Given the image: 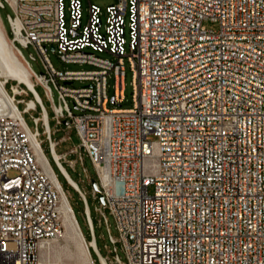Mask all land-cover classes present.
I'll return each instance as SVG.
<instances>
[{"label":"built area","instance_id":"obj_1","mask_svg":"<svg viewBox=\"0 0 264 264\" xmlns=\"http://www.w3.org/2000/svg\"><path fill=\"white\" fill-rule=\"evenodd\" d=\"M82 1L0 0V14L6 5L12 11L11 35L5 29L31 81L10 77L3 84L0 264H81L40 254L43 242L61 240L66 229L59 184L70 202L42 133L86 205L90 241L73 210L88 250L84 264H264V0H119L105 17L90 4L86 24ZM49 44L63 61L92 68H55ZM30 45L44 63L40 75L22 53ZM126 59L133 73L129 108L122 106ZM36 84L44 87L57 124L69 121L77 130L81 142L70 152L82 162L85 152L95 164L104 207L120 231L118 238L110 234L113 256L97 246L86 192L70 182L63 165L68 152H56L59 142ZM110 101L119 106L108 107Z\"/></svg>","mask_w":264,"mask_h":264},{"label":"rangeland","instance_id":"obj_2","mask_svg":"<svg viewBox=\"0 0 264 264\" xmlns=\"http://www.w3.org/2000/svg\"><path fill=\"white\" fill-rule=\"evenodd\" d=\"M118 2L119 0H83L82 1L83 23L86 24L88 22L90 4H95L98 7H100V10L102 11V16L105 17L107 7L111 4H117ZM10 13H12V11L10 7L6 5L5 8L1 9V14H0L5 24V28L7 29V32L9 35H11L10 24L8 21V14ZM205 24L209 28L216 27V25H214L211 22H205ZM21 49H22V53L24 57L30 62L31 67L37 74L40 75L42 72H45V66H44L43 60L40 54L38 53V51L32 45H30L29 47L21 46ZM47 49H48L47 54L51 62L53 63L54 67L59 70H88L92 68V66L88 64L67 63L63 61L60 58V52L58 50L52 49L50 44L47 45ZM103 56L114 59L110 54H107V53L103 54ZM125 67H126L125 100L122 103V106L125 108H129V107H132L133 105V99H132L133 97V73L130 69V64L127 59L125 60ZM108 82H109L108 92H109L110 97H112L114 94V84H115V79L112 75L109 77ZM14 83H15L14 81H10L6 85V89L8 92L11 93V85ZM84 83L85 82L76 81L74 86L79 87L83 85ZM36 89L38 93L40 94V96L43 98L44 103L48 110V114L50 118L49 123H50L51 130L53 131L52 138L54 141L59 142L56 146V152L58 154L68 152L67 161L63 160V165L67 169L70 176L78 183L80 188L86 192V199H87V203L90 209L91 218L93 221L96 243L101 253L103 255H107L109 253V250H112L114 248V244L111 242V239H110V234L118 238L120 236V231L118 229L115 216L111 213L108 207H104V204L100 199V193L97 194V197H95L94 195V187L92 185L91 180L97 178V170H96L95 164L85 152H83L84 162L81 161L79 153L70 152L74 147L79 146L81 142L77 130L74 127L68 128L67 125L65 124H62V125L57 124V121L54 118V113L51 108L50 101L46 97L44 87L40 84H36ZM54 96H55V99L57 100L56 90H54ZM24 97L26 99H30L32 98V95H28ZM18 98H20V96H18ZM70 104L72 108L74 109V104L72 100H70ZM118 106L119 104H115L112 101H110L108 105V107L110 108L118 107ZM19 108L23 109L24 104L20 103ZM39 111H40V108L38 112H33V115L38 116ZM75 111L78 112L77 110ZM24 117L29 127L31 129H34L35 124L31 117V114L25 113ZM39 129L42 133L43 127L41 125L39 126ZM40 138L43 140L42 148L44 150V153L50 160V163L55 173L57 174L59 181L62 183L63 188L67 191L69 195L70 203L74 210V213L79 223V226L81 228V231L84 237L86 238V240L90 241L92 239V234H91V230L89 228L87 218H86L85 202L81 198L79 192L68 183V181L66 180V178L61 173L58 166L56 165L53 159L52 153L50 151L49 141L47 140L46 134L42 133ZM149 139L157 140V136H155L154 134H150ZM70 161H76L75 166H72L69 163ZM85 168H87V172L85 171ZM153 192H154V187L151 186L150 193H153ZM99 208H102L103 211L105 212L106 219L100 214L98 210ZM65 242H66V239L64 236H62L61 240H59L58 243H61L62 245H64L66 244ZM117 246H118V254L120 255L121 259L127 262L128 259H127L125 251L122 248V244L118 243ZM92 253L94 257H96L93 250H92ZM109 254L112 256L114 255L113 252ZM52 255L53 257L51 258V260H54V261H58L62 263H80L77 258H73L67 255V253L57 251L56 249L52 251Z\"/></svg>","mask_w":264,"mask_h":264},{"label":"bare ground","instance_id":"obj_3","mask_svg":"<svg viewBox=\"0 0 264 264\" xmlns=\"http://www.w3.org/2000/svg\"><path fill=\"white\" fill-rule=\"evenodd\" d=\"M10 77H16L22 81L24 80L31 83L28 71L19 58L16 47L8 36L0 15V105L2 106L8 105L7 101L2 97V94H5L3 84L6 79ZM31 137L33 146L36 148L39 158L44 161V156L38 149V143L35 140L34 135H31ZM48 169L50 171V168ZM70 182L75 186L77 185V182L71 176ZM59 189L62 196L61 210L63 212V220L66 228L62 236L65 237L66 244L62 245L61 243H58L59 241L43 242L41 244L40 254L42 258L52 257V251L56 249L57 251L67 253V255L73 258H77L81 264H84L88 259L87 246L78 229L71 203L66 194L62 192L63 190L61 189L60 184Z\"/></svg>","mask_w":264,"mask_h":264},{"label":"water","instance_id":"obj_4","mask_svg":"<svg viewBox=\"0 0 264 264\" xmlns=\"http://www.w3.org/2000/svg\"><path fill=\"white\" fill-rule=\"evenodd\" d=\"M52 49H54V47H52ZM64 123L65 125H68L69 121H65ZM92 185L96 191L100 192V199L103 202V204H105V198L104 195L102 194V190L99 188V183L97 179H92Z\"/></svg>","mask_w":264,"mask_h":264}]
</instances>
